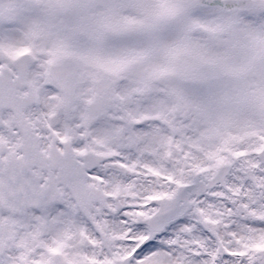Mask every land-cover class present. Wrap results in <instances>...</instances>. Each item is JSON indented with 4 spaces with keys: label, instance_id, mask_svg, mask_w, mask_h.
I'll use <instances>...</instances> for the list:
<instances>
[{
    "label": "snow or ice",
    "instance_id": "snow-or-ice-1",
    "mask_svg": "<svg viewBox=\"0 0 264 264\" xmlns=\"http://www.w3.org/2000/svg\"><path fill=\"white\" fill-rule=\"evenodd\" d=\"M0 264H264V0H0Z\"/></svg>",
    "mask_w": 264,
    "mask_h": 264
}]
</instances>
